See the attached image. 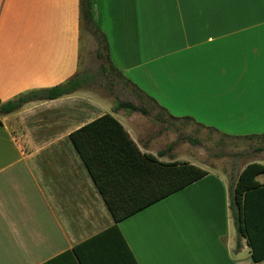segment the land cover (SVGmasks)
I'll return each instance as SVG.
<instances>
[{
  "label": "crops",
  "instance_id": "crops-1",
  "mask_svg": "<svg viewBox=\"0 0 264 264\" xmlns=\"http://www.w3.org/2000/svg\"><path fill=\"white\" fill-rule=\"evenodd\" d=\"M92 3L111 65L169 117L230 137H264V0ZM80 26V0H0V102L82 71ZM112 37L122 39L118 57ZM115 105L82 90L0 115V264H75L66 253L115 225L137 264H254L246 239L237 250L231 209L245 168L232 181L207 171L116 224L72 133L109 115L142 155L190 162L171 145L158 147L144 131L147 116ZM254 151L249 164L264 165V145Z\"/></svg>",
  "mask_w": 264,
  "mask_h": 264
},
{
  "label": "trees",
  "instance_id": "trees-1",
  "mask_svg": "<svg viewBox=\"0 0 264 264\" xmlns=\"http://www.w3.org/2000/svg\"><path fill=\"white\" fill-rule=\"evenodd\" d=\"M80 15L82 27L97 36L98 59L105 58L111 64L108 40L95 21L92 0H80ZM101 72L107 73V68L102 67ZM95 79L93 74L81 72L64 85L0 102V115L15 113L32 102L56 100L86 90ZM120 109L149 115L145 107L130 102H117L115 110ZM100 128L103 134H97ZM70 137L116 224L209 175L187 162L162 163L154 156L142 155L124 128L109 115ZM172 149L173 145L168 147ZM259 177L263 178L262 184ZM231 209L238 232L237 250L246 239L252 260L258 264L264 260V165L249 164L241 172L231 193ZM66 254L78 258L75 264H137L117 225Z\"/></svg>",
  "mask_w": 264,
  "mask_h": 264
},
{
  "label": "rangeland",
  "instance_id": "rangeland-1",
  "mask_svg": "<svg viewBox=\"0 0 264 264\" xmlns=\"http://www.w3.org/2000/svg\"><path fill=\"white\" fill-rule=\"evenodd\" d=\"M82 34L81 72L96 77L87 90L97 97H107L111 103L130 102L149 111L145 133L159 138L158 147L173 145L175 156L202 170L225 174L231 181L255 158L257 147L264 145V137H230L187 119L175 120L164 110L132 86L105 59H98L99 43L92 30L80 26ZM116 56L122 48V39L113 38ZM107 68V73L101 68ZM126 111V110H125Z\"/></svg>",
  "mask_w": 264,
  "mask_h": 264
}]
</instances>
